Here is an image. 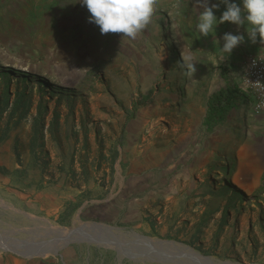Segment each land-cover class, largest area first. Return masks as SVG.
<instances>
[{"label": "rangeland", "instance_id": "374dc122", "mask_svg": "<svg viewBox=\"0 0 264 264\" xmlns=\"http://www.w3.org/2000/svg\"><path fill=\"white\" fill-rule=\"evenodd\" d=\"M212 1L220 17L226 6ZM176 2L158 0L132 40L101 35L94 23L72 32L51 24L44 2L33 0L29 11L27 1L0 0L3 238L42 239V225L25 213L59 229L103 223L118 228L120 241L138 235L216 261L264 264V113L239 107L248 97L241 60L220 51L222 36L238 28L218 24L219 43L195 50L209 36H190L183 17L188 4L199 6ZM182 56L194 60L192 77ZM229 83L240 97L224 119L209 121L211 97ZM0 258L156 264L84 243L43 257L0 250Z\"/></svg>", "mask_w": 264, "mask_h": 264}, {"label": "clouds", "instance_id": "9594fccd", "mask_svg": "<svg viewBox=\"0 0 264 264\" xmlns=\"http://www.w3.org/2000/svg\"><path fill=\"white\" fill-rule=\"evenodd\" d=\"M79 2L90 13L88 22L98 26L101 35L120 34L122 37L135 40L152 22L158 0H79ZM196 3L202 9L195 24L197 38L209 36L218 24L224 22L235 24L238 28L246 24L249 41L255 44L259 38V44L264 47V0H242V6L229 0H220L226 8L219 19L214 14L219 4L209 6L208 0H196ZM179 7L180 3L177 0L173 8ZM221 39L223 45L220 51L229 55L235 47L244 42V35L225 33ZM182 61L186 63L187 75L192 77L196 71L194 60L182 56Z\"/></svg>", "mask_w": 264, "mask_h": 264}, {"label": "water", "instance_id": "95a60500", "mask_svg": "<svg viewBox=\"0 0 264 264\" xmlns=\"http://www.w3.org/2000/svg\"><path fill=\"white\" fill-rule=\"evenodd\" d=\"M22 214L28 219L39 221L40 225H42L40 226V232L44 234L41 236L42 239L39 241H17L3 238L0 234V244L10 247L9 252L25 258L43 257L42 254L46 252H52L48 253V255H57L59 250L64 246L71 243H84L113 249L117 252L118 256H120L119 251H121L122 257H119L120 259L126 258L133 262L142 260L156 264H238L212 260L172 241L151 240L138 235H129L133 239L120 241L117 239L116 234L118 228L103 223H83L74 227V229L71 228L73 230L70 233H77L79 235L78 238L70 239V235L66 238L54 236L52 233L54 226L47 220L33 218L25 213ZM29 231L30 233H34V230ZM58 244L62 245L59 246Z\"/></svg>", "mask_w": 264, "mask_h": 264}, {"label": "crops", "instance_id": "0c3cea01", "mask_svg": "<svg viewBox=\"0 0 264 264\" xmlns=\"http://www.w3.org/2000/svg\"><path fill=\"white\" fill-rule=\"evenodd\" d=\"M26 1L29 3L28 9L29 11H31L33 0H20V2L22 3H25ZM37 2L38 3L44 2L46 4V5H43L44 7H42L41 10L43 9L48 12L51 11V14L48 15L49 20L51 21V24H56L58 27L64 26L65 28H68V31L72 32V30L75 27H84L85 29L88 27L90 23L88 22V17L90 16V13L87 11L85 6H82L79 0H37ZM212 2H213L212 0H208L209 6H211ZM24 9L26 10L27 8L24 7ZM199 11H202V9L192 4H188V8L185 10L183 20L185 22V25L188 27V33L190 36H196L195 24L197 22ZM214 14L216 15L217 18L219 17L218 10H214ZM26 17L27 15L25 14V19ZM28 19H31V18L28 16ZM246 27H247L246 24L243 26H240L239 28L237 27L239 34L244 35V42L238 45L237 47H235L232 50V52L228 55L230 62L234 59L235 60L240 59L241 67H242L244 58L247 55H250V54L260 55L264 57V47H262L259 44V38H257V43L255 44L251 43L246 33ZM217 33L218 31L215 27L214 32L209 34L208 44L206 45L204 44L202 45V47L200 46L201 48H198L195 50L207 51V50H210L211 47L216 46L219 42L216 38ZM215 38H216V41H215ZM192 48H195V43L193 44ZM241 67L237 72V77H238L239 71L241 70ZM228 85L234 86L231 83H229ZM13 263L22 264V263H19L18 261L0 258V264H13Z\"/></svg>", "mask_w": 264, "mask_h": 264}, {"label": "built area", "instance_id": "2783aa9c", "mask_svg": "<svg viewBox=\"0 0 264 264\" xmlns=\"http://www.w3.org/2000/svg\"><path fill=\"white\" fill-rule=\"evenodd\" d=\"M238 78L239 87L249 98L248 107L251 112L264 113V57L247 55Z\"/></svg>", "mask_w": 264, "mask_h": 264}, {"label": "trees", "instance_id": "16d2710c", "mask_svg": "<svg viewBox=\"0 0 264 264\" xmlns=\"http://www.w3.org/2000/svg\"><path fill=\"white\" fill-rule=\"evenodd\" d=\"M240 93L241 92L237 87L228 85L224 90H221L219 93L213 95L209 101L208 120L214 121L220 117L221 120L224 119L228 109L232 108L235 99L240 97ZM241 97L239 99L242 102L239 107L248 108L249 98L245 97L242 100Z\"/></svg>", "mask_w": 264, "mask_h": 264}, {"label": "bare ground", "instance_id": "6f19581e", "mask_svg": "<svg viewBox=\"0 0 264 264\" xmlns=\"http://www.w3.org/2000/svg\"><path fill=\"white\" fill-rule=\"evenodd\" d=\"M71 232V230H66V229H59V228H57V227H53L52 228V233L55 235V236H60V237H67V236H69L70 235V239H74V238H78L79 237V235L77 234V233H70ZM59 246H61L62 244H58ZM165 245V244H164ZM10 249V247H8V246H5V245H1L0 244V250H6V251H8ZM15 250V249H14ZM48 253H52V252H46V253H44V254H42L43 256H45V255H48ZM119 257H122V252L121 251H119ZM120 259V258H119ZM145 259V258H144Z\"/></svg>", "mask_w": 264, "mask_h": 264}]
</instances>
